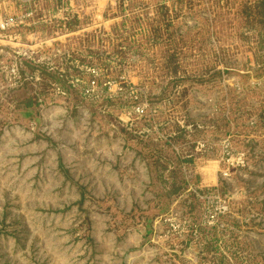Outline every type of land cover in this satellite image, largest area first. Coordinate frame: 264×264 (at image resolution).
<instances>
[{"label":"rangeland","instance_id":"obj_1","mask_svg":"<svg viewBox=\"0 0 264 264\" xmlns=\"http://www.w3.org/2000/svg\"><path fill=\"white\" fill-rule=\"evenodd\" d=\"M264 0H0V264H264Z\"/></svg>","mask_w":264,"mask_h":264},{"label":"trees","instance_id":"obj_2","mask_svg":"<svg viewBox=\"0 0 264 264\" xmlns=\"http://www.w3.org/2000/svg\"><path fill=\"white\" fill-rule=\"evenodd\" d=\"M264 5V4H263Z\"/></svg>","mask_w":264,"mask_h":264}]
</instances>
